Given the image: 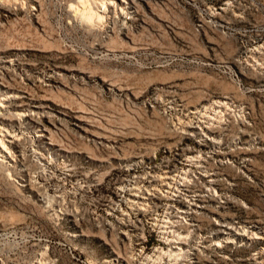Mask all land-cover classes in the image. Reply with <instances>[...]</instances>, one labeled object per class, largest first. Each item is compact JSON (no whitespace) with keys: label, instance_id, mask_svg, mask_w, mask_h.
I'll use <instances>...</instances> for the list:
<instances>
[{"label":"rangeland","instance_id":"rangeland-1","mask_svg":"<svg viewBox=\"0 0 264 264\" xmlns=\"http://www.w3.org/2000/svg\"><path fill=\"white\" fill-rule=\"evenodd\" d=\"M5 2L0 87L44 113L7 122L25 172L0 167V264H264V0H130L103 34L75 0Z\"/></svg>","mask_w":264,"mask_h":264},{"label":"bare ground","instance_id":"bare-ground-1","mask_svg":"<svg viewBox=\"0 0 264 264\" xmlns=\"http://www.w3.org/2000/svg\"><path fill=\"white\" fill-rule=\"evenodd\" d=\"M8 1V0H7ZM81 1L75 0L73 5H69L68 12L72 21L80 26H84L91 31H96L98 33H109V23L117 20L121 21L125 18V15H131V2L130 0H106L104 1V9L99 11V16L103 18L106 22V25L101 28L98 25H88V23L83 19ZM5 0H0V8L4 7ZM80 6H79V5ZM80 8V9H79ZM119 11L120 13H117ZM101 13V15H100ZM118 15V17H115ZM98 15L97 17L100 18ZM10 63V61H5ZM22 99L21 92L19 91H7L0 87V167L4 168L5 171H11V176L14 179L22 181L23 173L25 172L21 163L23 160V151L21 149L22 137L18 134L12 133L8 130L7 122L12 124L18 123L19 125H29L33 120L34 116H42L44 113L43 107L30 104L26 109H22L17 105L18 100ZM45 117V115H44ZM34 124V123H33ZM185 129V128H184ZM183 129V130H184ZM186 131H193V127H189ZM34 137L37 142H40L46 135V129L42 125H36L34 128ZM185 133V132H184ZM161 181L160 189H149V190H133V201L132 207L133 211L136 214H141L144 210V206L148 200H151L153 196L159 195L161 189L166 188L170 185V177L162 176L158 178ZM22 188H25V185H21ZM167 194V193H166ZM165 197V195H163ZM167 197V196H166ZM200 200L199 196H191L188 202L189 208H183L181 210L182 214H189V210L197 211L200 209ZM55 209V208H53ZM239 239H245L243 234H237ZM225 242H229V238L224 239Z\"/></svg>","mask_w":264,"mask_h":264}]
</instances>
